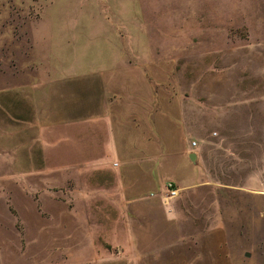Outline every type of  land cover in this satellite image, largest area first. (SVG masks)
I'll return each instance as SVG.
<instances>
[{
	"label": "rangeland",
	"instance_id": "obj_1",
	"mask_svg": "<svg viewBox=\"0 0 264 264\" xmlns=\"http://www.w3.org/2000/svg\"><path fill=\"white\" fill-rule=\"evenodd\" d=\"M0 264H264V0H0Z\"/></svg>",
	"mask_w": 264,
	"mask_h": 264
},
{
	"label": "built area",
	"instance_id": "obj_2",
	"mask_svg": "<svg viewBox=\"0 0 264 264\" xmlns=\"http://www.w3.org/2000/svg\"><path fill=\"white\" fill-rule=\"evenodd\" d=\"M196 145V143H193L192 146L194 147ZM166 191L168 193L167 197L169 199L175 198L177 196L178 190L176 188H174V185L169 182L166 184Z\"/></svg>",
	"mask_w": 264,
	"mask_h": 264
},
{
	"label": "water",
	"instance_id": "obj_3",
	"mask_svg": "<svg viewBox=\"0 0 264 264\" xmlns=\"http://www.w3.org/2000/svg\"><path fill=\"white\" fill-rule=\"evenodd\" d=\"M189 159L190 161L194 162L196 160V155L194 153L189 154ZM246 257H248V254L245 255Z\"/></svg>",
	"mask_w": 264,
	"mask_h": 264
}]
</instances>
